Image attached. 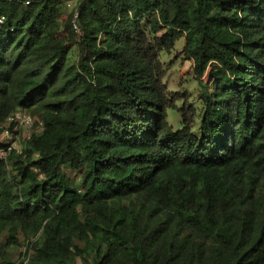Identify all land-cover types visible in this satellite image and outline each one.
Wrapping results in <instances>:
<instances>
[{
  "label": "trees",
  "instance_id": "16d2710c",
  "mask_svg": "<svg viewBox=\"0 0 264 264\" xmlns=\"http://www.w3.org/2000/svg\"><path fill=\"white\" fill-rule=\"evenodd\" d=\"M24 1L0 0V135L40 131L0 159V261L20 233L28 264H264V0ZM180 38L197 133L159 61Z\"/></svg>",
  "mask_w": 264,
  "mask_h": 264
},
{
  "label": "rangeland",
  "instance_id": "374dc122",
  "mask_svg": "<svg viewBox=\"0 0 264 264\" xmlns=\"http://www.w3.org/2000/svg\"><path fill=\"white\" fill-rule=\"evenodd\" d=\"M66 12H70L76 5V0H64ZM183 39H178L174 47L169 51H162L159 54V61L162 65L164 71L163 83L169 93V95L174 97L175 108H180L183 103L190 104L195 109V123L193 126V132L197 133V129L200 124V117L203 111L204 103L200 98L201 94V83L206 82L207 87H210L211 81L207 78L202 80L196 79L192 73V62L185 60L182 55ZM75 53L74 48L68 52L69 59H74ZM20 116H28V113L23 110H17ZM168 122L173 126L174 130L180 128L179 125V114L178 112L168 111ZM33 120H31L32 122ZM8 127V135L3 140L4 143L8 144L11 149L20 151L22 147L26 146V142L31 136L33 131L39 132L40 128L35 127L34 124L25 125V123L18 124L14 123ZM6 155V152L4 153ZM66 172L70 176L76 178L77 186L80 185V180L75 176L74 172L70 169H66ZM7 237V232L1 233L0 238L5 240ZM19 244L16 246H10L6 249L3 260L0 264H5L4 261L11 262L13 264H21L26 261L28 257L31 256L32 252L28 250V240H25L23 236L18 233ZM33 241V238H30ZM83 246L82 243H79ZM79 261V258L76 259Z\"/></svg>",
  "mask_w": 264,
  "mask_h": 264
},
{
  "label": "built area",
  "instance_id": "2783aa9c",
  "mask_svg": "<svg viewBox=\"0 0 264 264\" xmlns=\"http://www.w3.org/2000/svg\"><path fill=\"white\" fill-rule=\"evenodd\" d=\"M30 2H31V0H25L24 5H28ZM77 17H78V15L75 12L73 15V21L72 22H73V28L75 29L77 35H79V27L77 24ZM3 21H4V18L2 16H0V25L3 23ZM31 120H33V119L31 118V116L29 114H28V116H20L19 113H17V111H16L7 118L5 123H3L1 125V127L3 128L4 131L0 135V143L6 145V147L4 150L3 149L0 150V159H4V157L6 156V155H4L5 152L7 154L8 151L14 150V149H11V147L8 144L3 142V140L8 135V127H6V124L9 123V126H11L16 122L18 124L25 123V125H29V124L31 125V124H33V121L31 122ZM28 258L26 259V261H23V264H28Z\"/></svg>",
  "mask_w": 264,
  "mask_h": 264
}]
</instances>
